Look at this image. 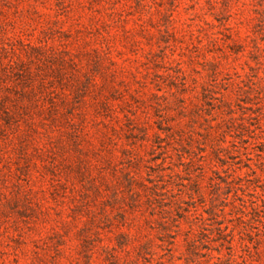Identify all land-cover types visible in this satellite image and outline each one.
I'll return each mask as SVG.
<instances>
[{
    "label": "rangeland",
    "instance_id": "rangeland-1",
    "mask_svg": "<svg viewBox=\"0 0 264 264\" xmlns=\"http://www.w3.org/2000/svg\"><path fill=\"white\" fill-rule=\"evenodd\" d=\"M0 264H264V0H0Z\"/></svg>",
    "mask_w": 264,
    "mask_h": 264
}]
</instances>
